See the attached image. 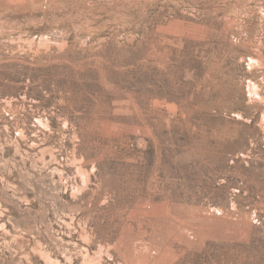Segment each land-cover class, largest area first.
Returning <instances> with one entry per match:
<instances>
[{
	"label": "rangeland",
	"instance_id": "obj_1",
	"mask_svg": "<svg viewBox=\"0 0 264 264\" xmlns=\"http://www.w3.org/2000/svg\"><path fill=\"white\" fill-rule=\"evenodd\" d=\"M0 264H264V0H0Z\"/></svg>",
	"mask_w": 264,
	"mask_h": 264
},
{
	"label": "bare ground",
	"instance_id": "obj_2",
	"mask_svg": "<svg viewBox=\"0 0 264 264\" xmlns=\"http://www.w3.org/2000/svg\"><path fill=\"white\" fill-rule=\"evenodd\" d=\"M123 186H124V185H123ZM127 187H128V186H127ZM126 192H127V191H126ZM126 192H125V193H126ZM130 193H131V192H130ZM120 195H121V194H120ZM150 197H151V196H150ZM150 200H151V199H150ZM119 206H120V205H119Z\"/></svg>",
	"mask_w": 264,
	"mask_h": 264
}]
</instances>
